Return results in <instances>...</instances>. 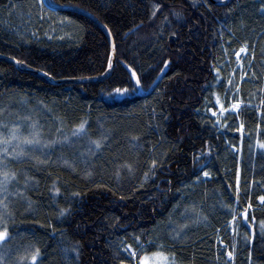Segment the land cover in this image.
Wrapping results in <instances>:
<instances>
[{
  "label": "trees",
  "instance_id": "1",
  "mask_svg": "<svg viewBox=\"0 0 264 264\" xmlns=\"http://www.w3.org/2000/svg\"><path fill=\"white\" fill-rule=\"evenodd\" d=\"M50 1L104 24L115 59L88 84H52L0 60V138L17 128L25 153H0V172L16 173L0 193L8 233L0 264H140L154 251L171 253L173 264H264V0ZM47 11L73 23L76 37L56 43L0 26V55L54 80L104 74L112 59L104 32L79 13ZM241 47L252 59L239 110L218 113L217 125L204 102L220 93L224 50ZM34 132L41 143L23 144ZM120 242L136 256L123 257Z\"/></svg>",
  "mask_w": 264,
  "mask_h": 264
},
{
  "label": "rangeland",
  "instance_id": "2",
  "mask_svg": "<svg viewBox=\"0 0 264 264\" xmlns=\"http://www.w3.org/2000/svg\"><path fill=\"white\" fill-rule=\"evenodd\" d=\"M45 0H28L26 2H10L3 8H0V26L7 32H10L17 36H37L39 34L45 37L49 41L61 43L65 40L69 41L76 37L75 25L71 23L67 18L59 14L50 13L47 11ZM52 15V16H51ZM242 48V47H241ZM240 48V49H241ZM243 52L239 50L236 53H232V50H224V59L218 65L220 72L216 73V79L219 81L220 93L219 95L211 94L204 102V114H209L214 118V121L218 125V113H229L236 115L239 107L233 111L231 105L238 101V86L241 81L246 80V71L251 61V55L246 47ZM233 58L230 59L229 56ZM211 105H214L212 107ZM220 111H217V109ZM215 113V115H213ZM238 129L242 131L241 123L238 122ZM9 152H12V148L8 147ZM156 228V227H155ZM153 229L150 234L158 231ZM157 235V234H156ZM134 243L138 246V249L144 250L145 246L142 240L137 236H134ZM150 243H155V237L150 236ZM116 248L120 250L123 257L134 258L132 252H135L127 242H120L116 245ZM63 254L67 252L63 248ZM131 249V251H129ZM64 250V251H63ZM136 253V252H135ZM152 253H143L140 257L145 258L144 264H173V255L168 252H160L164 259L153 255ZM68 254V253H67ZM227 260L230 263L231 256L227 254ZM176 263H178L176 261Z\"/></svg>",
  "mask_w": 264,
  "mask_h": 264
},
{
  "label": "snow or ice",
  "instance_id": "3",
  "mask_svg": "<svg viewBox=\"0 0 264 264\" xmlns=\"http://www.w3.org/2000/svg\"><path fill=\"white\" fill-rule=\"evenodd\" d=\"M158 7V5H157ZM245 49L242 47L240 49L241 52H243ZM168 62L165 61V64H167ZM109 66L111 67V60L109 61ZM129 71H131V69H129ZM132 79L136 81V84L137 86H139L140 84V80L137 79V75L135 72H132ZM117 94H122V93H125L127 92V89H121V88H117L114 90ZM262 91H264V89H262ZM261 103H264V101H261ZM239 107V102L237 103H234L231 105V108L233 111H235L237 108ZM213 115H215V113H213ZM84 121H82L78 126H76V130L73 132V135H77L79 132H82L84 130ZM34 127V125H33ZM243 127V125H241V128ZM57 131H59V129H57ZM10 132L11 134L7 137V139H2L0 138V142H2L5 147L4 148H0V153L3 154V157H12V158H17V157H20L22 155H24V151L23 149L21 148L19 151H17V148L20 147V141H21V137L18 133V129L17 128H12L10 129ZM38 135L39 133L38 132H34L29 136H24L23 139H22V143L25 144V145H34V144H40L41 143V140L38 138ZM65 140H67V137L64 138ZM12 140H16L18 141L17 143V146L14 147L12 149V152H9L7 150V145L12 141ZM57 141L55 140H52V141H46L45 143L46 144H51V143H56ZM93 143L96 145V148H100L101 145L98 141H93ZM261 148H264V143H261L259 145ZM15 154V155H13ZM39 163H46V161H38ZM65 163H67V161H65ZM152 164L155 165L156 164V161L153 160L152 161ZM0 165H3L5 168L7 167L6 165V160L3 159V158H0ZM71 167V165H69ZM130 167V166H129ZM131 170V169H130ZM145 175H147V173H145ZM205 176L208 175L207 172L204 173ZM0 176H2V179H0V193H3V192H6L7 191V186L9 184V182L13 179H16V173L15 172H9L7 170H4L2 172H0ZM25 179L27 180L28 178L25 177ZM56 192L59 191V189H55ZM260 199L262 201H264V196L260 197ZM0 203H3L2 201H0ZM6 207V205H5ZM66 210L65 209H61V215L64 214ZM197 215H199L197 213ZM233 219H235V217H233ZM181 228H185L187 227V225H181L180 226ZM261 228H264V221L261 222ZM7 229H3V230H0V241L4 240L5 237L7 236ZM137 240H139V238L137 237ZM129 251H131V249H129ZM39 250L37 249V252L35 254L32 255V260L35 261L36 260V256L38 254ZM132 255L133 257L136 256V253L135 252H132ZM153 255L155 256H158V257H161V259H164L162 257V254L157 251L156 253H154ZM229 256H231V253H229ZM145 262V258L144 257H140V264H144Z\"/></svg>",
  "mask_w": 264,
  "mask_h": 264
},
{
  "label": "water",
  "instance_id": "4",
  "mask_svg": "<svg viewBox=\"0 0 264 264\" xmlns=\"http://www.w3.org/2000/svg\"><path fill=\"white\" fill-rule=\"evenodd\" d=\"M209 1L211 4L216 5V6H222L225 5L229 2V0H224V1H218V0H207ZM45 5L47 6V8L51 9V10H55V11H59V10H70L76 13H79L80 15L88 18L89 20H91L92 22H94L106 35L108 42H109V46L111 49V67L114 64V59H115V48H114V42L112 39V36L109 32V30L107 29V27L102 24L95 16H93L91 13L87 12L84 9H81L79 7H74V6H68V5H58L55 4L53 2H51L50 0H45ZM0 60L3 62H6L12 66H14L16 69L20 70V71H25V72H30V73H35L37 75H41L43 76L46 80H48L50 83L52 84H60V83H69V84H88V83H94L97 81H100L104 78H106L108 76V73L111 71V67L108 68V70L100 75V76H95V77H87V78H78V79H62V80H54L53 78H51L50 76L46 75L43 72L40 71H34L31 70L29 68H22L20 67L19 63L7 56H2L0 55ZM140 95H146L148 92H144L141 90V88H138Z\"/></svg>",
  "mask_w": 264,
  "mask_h": 264
}]
</instances>
